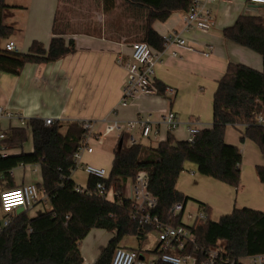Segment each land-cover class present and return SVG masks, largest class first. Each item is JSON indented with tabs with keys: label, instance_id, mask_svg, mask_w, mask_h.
<instances>
[{
	"label": "trees",
	"instance_id": "obj_1",
	"mask_svg": "<svg viewBox=\"0 0 264 264\" xmlns=\"http://www.w3.org/2000/svg\"><path fill=\"white\" fill-rule=\"evenodd\" d=\"M127 4L146 9V23L142 41L153 49L162 50L164 37L151 26L163 21L173 12H186L192 0H123ZM104 9L114 0H103ZM0 0V72L17 74L27 63H47L73 52L74 42L59 35L51 37L47 47L32 41L26 52L8 50L5 43L11 39L14 28L4 19L13 8ZM223 36L235 44L249 48L262 57L263 69L256 70L242 63L229 62L217 81L212 97V123L199 129L192 141L179 140L169 132L156 147L141 143L129 145L128 135L116 138L113 160L106 179L107 188L115 192L112 201L95 194L77 193L70 182L73 156L84 129L79 122L66 124L64 131L59 122L45 125L40 118H29L21 127H13L0 144L20 147L32 136L30 152L0 155V190L18 187L12 169L19 164H37L41 182L36 183L47 192V205L35 216L27 210L15 212L8 225L0 224V264H84L79 242L92 228L114 232L105 248L90 264H110L114 250L124 236L142 240L151 227H142L131 216L132 204L126 194L127 185L140 171L148 175V188L156 197L153 213L169 224L187 227L194 236L183 249L168 250L198 259L209 249H219L223 255L215 264H243L240 260L254 254H264V211L248 207L233 208L217 221L195 219L192 224L182 222L184 206L190 197L176 188L179 174L186 162L196 165L199 174L236 188L240 183L241 152L224 140L225 128L232 125L240 130V139L254 141L264 154V123L256 118L264 112V18L259 15H239L233 25L223 28ZM156 83V82H155ZM158 93L164 86L156 83ZM1 154V151H0ZM258 180L264 184V166L255 167ZM97 178L88 176L92 188ZM181 203L173 214L171 207ZM202 204V203H200ZM4 216V213H2ZM140 253L139 249L129 248ZM158 253V247L154 249ZM228 262H225V260ZM154 264H170L158 258Z\"/></svg>",
	"mask_w": 264,
	"mask_h": 264
},
{
	"label": "crops",
	"instance_id": "obj_2",
	"mask_svg": "<svg viewBox=\"0 0 264 264\" xmlns=\"http://www.w3.org/2000/svg\"><path fill=\"white\" fill-rule=\"evenodd\" d=\"M5 2L14 6L9 10L5 24L14 28L10 40L16 44L17 51L26 52L34 40L47 47L54 35L63 37L66 42L71 39L74 50L55 61L27 63L17 74L0 72V106L5 111L21 115L26 121L32 117L42 120L50 117L65 124L91 121L96 135L94 140L101 145L106 144V137L113 133L115 139L118 137L110 128L114 120L124 124L146 115L153 121L152 132L144 138L136 129L138 143L156 147L169 132L176 139L186 140L187 122H196L199 129L211 125L213 93L229 62L242 63L259 71L263 69L260 54L227 40L222 31L242 14L264 18V6H254L248 0H206L213 16L208 31L194 27L186 29V12L180 11L151 24L162 37L178 33L187 45L194 48L188 50L170 44L161 54V62L155 66L154 81L174 88L175 92L168 93L164 88L163 93H140L126 106H121L125 63L130 56L131 43L137 41L136 38H143L146 9L133 7L123 0H114L109 9H104L103 0ZM172 50L176 51L175 55L170 53ZM202 51H209V55H203ZM168 111L175 112L180 120V125L173 131H168L161 122V115ZM262 117L264 120V112ZM21 126L17 117H0V128L5 135L11 128ZM177 129L180 131L176 132ZM240 130H243L242 126L237 129L227 125L224 135L225 142L237 146L241 152L240 183L235 188L236 193L230 186L199 174L192 162H186L185 169L179 174L176 188L197 203L194 216L203 212V207L208 208L209 218L211 213L218 216L214 221L233 208L264 211V184L258 180L255 171L257 165L264 166V154L254 141L240 139ZM114 146L110 153L111 163ZM32 148L29 132L21 148H7L6 153L30 152ZM11 172L18 185L41 182L37 164H19ZM34 173L38 175L36 182L30 179ZM81 254L83 256V252ZM95 259L94 256L85 260L83 256L84 264ZM243 259L247 257L240 261Z\"/></svg>",
	"mask_w": 264,
	"mask_h": 264
},
{
	"label": "built area",
	"instance_id": "obj_3",
	"mask_svg": "<svg viewBox=\"0 0 264 264\" xmlns=\"http://www.w3.org/2000/svg\"><path fill=\"white\" fill-rule=\"evenodd\" d=\"M249 3L264 6V0H248ZM213 24V16L211 9L206 5V0H192L191 5L185 14V28L194 27L202 31H208ZM174 44L178 47H183L188 50H194L187 45L185 39L178 33L171 34L164 37L162 50L153 49L147 42L142 40L133 41L130 45L131 52L128 60L125 63L126 79L122 86L121 98L119 104L126 106L128 101L137 94H151L158 92L155 86L154 75L155 66L161 62V54L166 47ZM8 50L17 51V46L12 40L5 43ZM211 49V47H209ZM172 55L176 51L170 52ZM203 55H209V51H202ZM168 93H174L175 89L172 87H165ZM17 117L24 125L26 119L18 114H13L10 111H5L0 106V117ZM258 123H264L262 115L256 118ZM45 125H50L55 122V119L47 117L43 119ZM161 122L166 126L168 131L175 130L180 125V120L175 112L168 111L161 115ZM84 129L82 139L74 152L73 162L74 167L72 172L78 167L84 171L88 176L97 178L92 188L86 185L74 184L73 189L77 193H85L87 195L95 194L112 201L115 196L113 188H107L106 179L109 175V170L105 167L93 165L82 161L84 154H91L94 148L90 141L96 139L93 132L92 122L85 120L80 122ZM153 121L149 115L139 116L134 120L125 121L121 124L118 120H114L111 127L117 135L126 133L128 135L127 143L129 145L137 144L138 137L135 134L136 129L139 131L140 137L147 138L152 132ZM188 133V141H192L199 131L196 122L189 121L186 125ZM155 132V131H154ZM4 132H0V140L5 137ZM6 147L0 144L2 156L6 153L3 150ZM71 177V176H70ZM126 191L128 192V199L131 201L132 210L131 216L142 227H151L158 235V259L162 262L170 264H215L218 260L223 258L219 249H209L203 253V257L198 259L194 255L184 254L178 255L168 250L183 249L188 242H194V236L190 230L185 226H175L162 221L157 214L153 213L156 206L157 199L154 197L148 188V175L145 171H140L136 177L128 184ZM111 193V197L108 194ZM47 192L44 188L37 186L36 183H25L15 188L5 189L0 191V224L8 225L13 213L17 212V208L21 207L23 210L32 207L38 203H46ZM182 208L181 203H174L171 207L173 214L179 212ZM4 213V216L3 214ZM195 219L205 220L207 215L203 212L195 216ZM249 264H264V254H254L247 257ZM155 259L147 262L140 253L133 249L117 247L112 255L110 264H154ZM225 262H228L226 259ZM229 264H232L229 262Z\"/></svg>",
	"mask_w": 264,
	"mask_h": 264
},
{
	"label": "rangeland",
	"instance_id": "obj_4",
	"mask_svg": "<svg viewBox=\"0 0 264 264\" xmlns=\"http://www.w3.org/2000/svg\"><path fill=\"white\" fill-rule=\"evenodd\" d=\"M7 19H4V23H7ZM134 40H142V39H134ZM66 127L65 123H59V129L61 131H64ZM180 130L177 129L176 132H179ZM0 132H4L3 129L0 128ZM110 132H114L113 130ZM136 136L138 132L136 131ZM115 133L113 135L106 137V144L101 145L99 142L95 141L92 139L90 143L94 147V152L91 154H84L82 156V161L97 165V166H102L105 167L107 170H110L111 168V154L112 153V145L116 143V139L114 138ZM105 140V141H106ZM145 141L143 140V143ZM6 148L3 150L4 153H6V149H12V147H9L7 145H4ZM1 151V150H0ZM7 154V153H6ZM17 173V172H16ZM15 177L17 181L20 180V177L18 174ZM32 177L30 178L32 181L36 182L38 180V175L37 173H34L31 175ZM88 181V175L82 171L80 168H76L70 177V182L74 184H79V185H86ZM17 183V182H16ZM223 183V182H221ZM225 184V183H224ZM228 185V184H225ZM230 186V185H228ZM232 191L236 193V189L232 186ZM126 194L128 195V192L125 191ZM108 197H111V193L108 194ZM45 203H38L33 205L32 207L28 208V216L32 217L35 216L36 214L40 213L47 205H44ZM197 208V203L193 200H188L186 203V208L183 212L182 215V222L190 225L193 223L195 220V212ZM204 212V211H203ZM215 218H218V216H215V214L211 213L210 214V219L214 220ZM114 236V232L112 231H107L104 229H99V228H92L88 234L79 242V248L80 251L83 252V256L85 260H90L95 256V258L100 254V252L105 248L107 245L108 241ZM158 235L155 231L150 230L147 232L145 238L142 240L137 239L135 236H124L119 245L120 246H125L129 248H135L139 249L141 255L146 259L147 262H150L153 259H156L158 257V253L154 252V249L158 247ZM243 264H249L248 259H243L241 261Z\"/></svg>",
	"mask_w": 264,
	"mask_h": 264
},
{
	"label": "water",
	"instance_id": "obj_5",
	"mask_svg": "<svg viewBox=\"0 0 264 264\" xmlns=\"http://www.w3.org/2000/svg\"><path fill=\"white\" fill-rule=\"evenodd\" d=\"M254 6H257V5H254ZM23 209L21 207L17 208V212H21Z\"/></svg>",
	"mask_w": 264,
	"mask_h": 264
}]
</instances>
